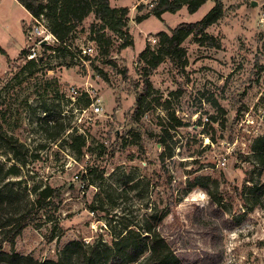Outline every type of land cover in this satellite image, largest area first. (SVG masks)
Here are the masks:
<instances>
[{"label": "rangeland", "instance_id": "rangeland-1", "mask_svg": "<svg viewBox=\"0 0 264 264\" xmlns=\"http://www.w3.org/2000/svg\"><path fill=\"white\" fill-rule=\"evenodd\" d=\"M155 1L110 0L123 9L124 33L106 30L111 44L100 46L90 39L101 25L92 13L65 51L46 18L0 0V128L26 160L0 143V164L19 171L1 185L62 192L58 208L37 212L17 237V253L43 263L70 241L112 242L174 200L158 230L184 264H264V208L248 211L240 197L264 184L252 151L264 138V0H208L196 13L184 6L162 19L151 13ZM217 1L224 15L206 30L215 40L187 38L179 63L166 58L151 71L153 91L135 113L140 53L157 49L160 32L202 20ZM125 33L132 44L122 48ZM97 99L100 114L91 110ZM77 135L86 141L81 153L69 143ZM195 177H208L209 191L184 196Z\"/></svg>", "mask_w": 264, "mask_h": 264}, {"label": "trees", "instance_id": "trees-1", "mask_svg": "<svg viewBox=\"0 0 264 264\" xmlns=\"http://www.w3.org/2000/svg\"><path fill=\"white\" fill-rule=\"evenodd\" d=\"M34 18H46L52 33L60 44L58 49L68 50L67 38L73 29H78L83 21L94 13L100 20L99 34L90 37L100 46L111 40L105 37L106 30L124 33L127 26L123 17V9L114 8L110 0H17ZM208 0H157L151 11L152 15L162 19L165 13H177L187 6L189 13H196ZM224 15L223 4L220 1L200 21L195 23H181L169 32L162 31L158 34L160 41L157 49L149 44L139 55V62L144 64L141 77L143 89L137 98L135 113L141 112L143 104L153 91L150 80L151 71L159 67L166 58L174 63H179L186 55L183 47L184 41L194 36L196 41L205 44V40H215L207 33L208 27L217 23ZM146 17H139L138 21ZM93 32V30H92ZM125 41L121 45L126 48L132 44L131 39L125 33ZM220 47V43L217 45ZM34 58V57H33ZM30 59L34 64L36 59ZM103 73L102 71H100ZM105 76V75H104ZM125 76L127 74L125 73ZM81 141L77 147L75 142ZM163 142V141H162ZM0 143L7 146L13 156L22 164L26 163L22 145L12 136L7 135L0 128ZM71 147L81 153L86 141L82 135L72 137L69 141ZM255 161L264 166V138L257 139L253 146ZM22 156V157H21ZM248 158V157H245ZM254 171H251L252 174ZM16 166L6 168L0 164V264H184L175 254L167 240L158 230L163 219L170 214L174 206V200L169 201L165 212H152L145 216L140 228L127 226L124 234H121L112 242L99 240L91 245H86L74 240L67 243L61 250L57 260H45L43 263L35 261L31 256L17 253L14 248L17 237L34 222L37 212L45 215L50 207L58 208L62 196L60 188L50 185L43 189L36 188L28 192L26 188H15L9 183L1 185L10 175H18ZM252 178V177H250ZM251 181V180H250ZM208 177H195L188 182L184 196L197 187L208 189ZM209 191V189H208ZM34 195V199H31ZM173 195L171 194L170 197ZM212 201L220 202L213 192H210ZM240 197L243 206L249 210L258 207L264 208V184H255L242 190ZM221 198L224 196L221 195ZM9 244L11 252L4 249Z\"/></svg>", "mask_w": 264, "mask_h": 264}, {"label": "built area", "instance_id": "built-area-1", "mask_svg": "<svg viewBox=\"0 0 264 264\" xmlns=\"http://www.w3.org/2000/svg\"><path fill=\"white\" fill-rule=\"evenodd\" d=\"M87 51H85L86 53ZM91 110L96 113V114H100L103 110L102 108V103H101V99H97V103L95 102H92L91 103ZM87 112V110L85 109V113Z\"/></svg>", "mask_w": 264, "mask_h": 264}, {"label": "crops", "instance_id": "crops-1", "mask_svg": "<svg viewBox=\"0 0 264 264\" xmlns=\"http://www.w3.org/2000/svg\"><path fill=\"white\" fill-rule=\"evenodd\" d=\"M16 1L22 8H24L17 0H14ZM25 9V8H24ZM26 10V9H25ZM28 12V11H27Z\"/></svg>", "mask_w": 264, "mask_h": 264}]
</instances>
